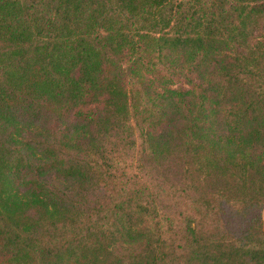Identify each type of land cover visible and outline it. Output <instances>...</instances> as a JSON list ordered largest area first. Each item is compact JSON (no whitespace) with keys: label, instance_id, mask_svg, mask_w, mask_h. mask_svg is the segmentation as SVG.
Here are the masks:
<instances>
[{"label":"trees","instance_id":"16d2710c","mask_svg":"<svg viewBox=\"0 0 264 264\" xmlns=\"http://www.w3.org/2000/svg\"><path fill=\"white\" fill-rule=\"evenodd\" d=\"M263 208L264 0H0V264H264Z\"/></svg>","mask_w":264,"mask_h":264},{"label":"rangeland","instance_id":"374dc122","mask_svg":"<svg viewBox=\"0 0 264 264\" xmlns=\"http://www.w3.org/2000/svg\"><path fill=\"white\" fill-rule=\"evenodd\" d=\"M185 82L186 81L183 77L178 78L174 76L170 84L172 85L175 84L176 86L183 85L184 88H188V85L184 84ZM136 158L137 156L135 155L133 158L134 160L133 161L132 156H131L130 159L128 160V164L126 163L124 164L125 165L124 172L126 173L124 179H126L127 174H128L130 178L128 183H130L131 186L133 185L134 180H136L137 183H139V185L143 184V186L148 185L149 181H152L155 183L153 187H156L157 188L156 190L160 191L161 185H159V183H156L154 179L150 178V175L146 173L147 170L145 172L143 169L139 167V164H138L139 162L136 160Z\"/></svg>","mask_w":264,"mask_h":264},{"label":"crops","instance_id":"0c3cea01","mask_svg":"<svg viewBox=\"0 0 264 264\" xmlns=\"http://www.w3.org/2000/svg\"><path fill=\"white\" fill-rule=\"evenodd\" d=\"M262 222H263V229H264V208H263V211H262Z\"/></svg>","mask_w":264,"mask_h":264}]
</instances>
